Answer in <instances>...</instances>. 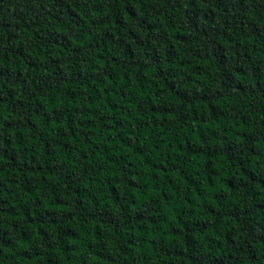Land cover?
<instances>
[{"label":"trees","instance_id":"trees-1","mask_svg":"<svg viewBox=\"0 0 264 264\" xmlns=\"http://www.w3.org/2000/svg\"><path fill=\"white\" fill-rule=\"evenodd\" d=\"M0 264H264V0H0Z\"/></svg>","mask_w":264,"mask_h":264}]
</instances>
